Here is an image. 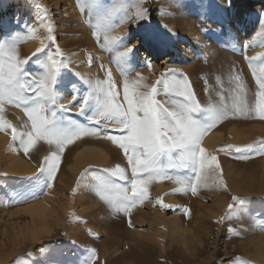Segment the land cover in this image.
<instances>
[{
    "label": "rangeland",
    "instance_id": "rangeland-1",
    "mask_svg": "<svg viewBox=\"0 0 264 264\" xmlns=\"http://www.w3.org/2000/svg\"><path fill=\"white\" fill-rule=\"evenodd\" d=\"M255 1L252 0L254 6ZM81 2L85 5L83 10L78 0H0V19L11 21L7 30L0 29V46L15 43L22 60L32 57L37 48H44L39 54L41 60L59 49L54 58H63L68 65L59 72L55 85V91L63 97L60 103L68 104L72 100L74 91L68 87L69 83L84 94L88 91L85 81L93 84L97 80L107 81L106 70L111 72L118 100L125 106L122 70L130 82L139 81L141 85L157 88H162L157 83L161 74L175 70V77L168 78L186 79L202 107L219 105L221 93L230 106L235 94L233 77L238 73L246 85L247 98L255 101L258 88L253 69L264 62V26L247 27L242 22L239 29L229 26L228 15L221 16L218 0ZM43 9L47 10L46 17ZM141 10H147V18H139ZM48 24L52 25L54 43L48 39ZM164 32L177 39V49L157 55L153 46H158ZM106 36L120 38L123 43L106 45ZM134 45L129 56L121 60L120 53ZM186 46L192 47L195 56L189 66H193V72L194 66L197 70L190 77L180 67L183 65H178L176 56ZM39 57H32L25 65L37 77L44 72ZM251 57L260 58L252 67L248 60ZM149 61L152 70L157 67L156 81L148 72ZM83 63L93 69L91 77ZM191 76L194 83L199 76L196 85L191 84ZM64 87L68 90L64 91ZM156 99L163 102L168 98L161 92ZM2 107L0 116L14 128L23 131L27 125L30 129L31 122L23 106L5 101ZM77 111L76 107L68 113L57 111L61 126L73 123L95 126L88 122L94 108L80 115ZM195 118L203 122L206 116L196 113ZM236 127L254 129L256 138L264 137V120L255 114L233 116L229 112L203 136L200 145L203 147L209 133L216 132L218 140L214 148H203L206 156L217 157L218 179H209L206 186L199 185L195 195L190 190L185 192L193 173L189 169L169 167L177 159L176 153L171 161L161 156L158 166L166 175L155 176L146 185L147 196L130 206L127 213L109 203L121 199L116 189L109 188L105 193L107 199L97 189L102 183L115 184L127 187L131 195L128 182L102 171L120 165L131 178L127 156L118 144L106 138L103 129L99 136H80L65 145L56 176L51 186L45 188L47 177L38 172L54 147L38 140L26 154L19 140H13L12 129L0 128V264H88L89 261L92 264H255V258L256 264H264V154H237L234 144L227 141L230 130ZM118 128L117 124H107L112 135L121 134L114 131ZM229 145L233 147L229 149ZM86 146L104 152L108 158L98 161L92 158L76 165L77 152ZM244 175L247 176L245 187L240 180ZM159 178L166 184L160 192ZM233 197L239 200L234 201ZM34 206H40L50 215V230L47 229L48 234L43 232L40 240L32 235L36 222L33 223L35 218L32 219L29 210Z\"/></svg>",
    "mask_w": 264,
    "mask_h": 264
},
{
    "label": "snow or ice",
    "instance_id": "snow-or-ice-1",
    "mask_svg": "<svg viewBox=\"0 0 264 264\" xmlns=\"http://www.w3.org/2000/svg\"><path fill=\"white\" fill-rule=\"evenodd\" d=\"M78 3L83 10L84 3L81 0H78ZM42 11L46 17L47 10ZM138 15L141 19L147 18V10H141ZM96 27L99 28L100 25ZM47 31L48 39L54 43L55 37L52 35L51 24H48ZM116 43H123V41L117 37H105L106 45ZM134 47L135 45L128 47L120 53L121 60L127 58ZM42 52L44 48H37L32 57H39ZM58 54L59 49L57 48L55 54H47L44 60L39 57L44 72L37 77L25 69V65L32 57L20 59L15 43L0 46V113L3 112L2 105L7 101L23 106L31 122L30 129L25 125V130L18 131L0 116V128L12 129L13 140H19L26 154L38 140H44L54 147L51 155L44 158V163L41 164L38 172L47 177L45 188L51 186L56 176L60 153H63L65 145L72 143L80 136H99L103 129L106 138L118 144V147L124 151L131 167V178L120 165L102 170L130 184L131 195L128 194L127 187L120 185L102 183L97 186L102 198L106 199L105 193L109 191V188L117 190L121 199L115 202L109 200L116 210L127 213L130 206H134L139 200L145 198L147 196L146 185L155 176L166 175L164 169L158 166L160 157L167 156L171 161L173 153L177 154V159L170 163L169 167L189 169L193 173L184 191L190 190L195 195L199 185L206 186L209 179L213 181L218 179L216 173L220 167L217 157L215 155L206 156L205 149L200 146L203 136L229 112L233 116L255 114L264 120V62L259 65L258 69H253V77L258 88L254 102L247 98L246 85L238 73L233 77L235 94L230 106L224 102V96L221 93L219 105L202 107L195 98L194 92L189 90L190 85L186 79L168 78L169 76L175 77V70H169L168 74H161L162 78L157 83L162 85V88H157L155 85H141L139 81L130 82L122 70L125 106L118 100V92L112 81L111 72L106 70L107 81L97 80L95 84L85 81L88 84V91L84 94L76 90L75 84L69 83L68 87L73 89L74 94L68 104H62L60 100L63 97L55 91V85L59 72L68 65L63 58L59 60L54 58ZM258 59L260 58H248L249 66L252 67L253 62ZM147 63L151 67L150 61ZM141 87L149 90L140 91ZM205 90H208L207 87ZM28 92L32 95H26ZM161 92L168 98L163 102L156 99ZM75 101L78 103H74ZM73 107L78 109L76 113L78 115L94 108L88 122L89 125L95 126L74 123L61 126L57 111L68 113ZM196 113L205 114L206 119L201 122L195 118ZM109 122L119 125V128L114 131H118L120 135H112L107 131ZM228 147L231 149L233 146ZM234 151L237 154L251 152L264 154V142L235 147ZM180 182L178 179L177 183ZM220 184L224 186L222 179ZM233 200L236 201L239 198L233 197ZM232 207V205L229 206L230 209ZM91 251L94 257L95 250ZM88 264L92 262L89 261Z\"/></svg>",
    "mask_w": 264,
    "mask_h": 264
},
{
    "label": "bare ground",
    "instance_id": "bare-ground-1",
    "mask_svg": "<svg viewBox=\"0 0 264 264\" xmlns=\"http://www.w3.org/2000/svg\"><path fill=\"white\" fill-rule=\"evenodd\" d=\"M218 1H219L220 5L222 6L221 7L222 8V11H221L222 14L220 13L221 16H225L224 14L228 15V19L229 20H228L227 23L229 24V26H234L233 28L239 29L241 22L243 23V25H246L247 27H253V26H255V27L256 26L263 27L264 26V0H256V1H258V3L255 6L253 5L252 0H230V3H229V0H218ZM259 8H263L262 13H261L260 10H258ZM176 16H178V15H176ZM177 18H179V16ZM10 22H11L10 20L0 19V29L2 31L7 30L9 28L10 24H11ZM229 28H231V27H229ZM177 43H178V41H177L176 38H172L170 36V33L166 34L164 32L163 34L160 35V41H159L158 46H153L152 42L150 43V45H152L153 48H155V50L157 51V55H160V54H168V53H171L172 51H175V49H177L176 48ZM193 54H194V52H193L192 47H187V46L185 47V49L182 52L176 53V56H177V59H178L177 60L178 65L179 66H180V64L183 65V66H180V67H184V70H185V72H187L189 77H190L191 74H193L195 71H197L196 70V66H194L195 67V71L194 72L192 70L193 66L190 67L191 66L190 63H192L194 61V59H195V56ZM86 64L83 63V65L85 67H87V73L86 74L91 77V75L93 74V69L91 67H89V66H86ZM189 64H190V66H189ZM156 71H157V67L156 66L153 68V70H152V67H150L148 69L149 74H153L154 75V73ZM199 73L200 72H198V74ZM202 75L204 76V74H202ZM192 76H194V75H192ZM192 76H191V79H192ZM148 77H149V75H148ZM196 77L199 78V76H196ZM156 78H158V77L154 75L153 80H155ZM198 78H197V80H198ZM193 80H195V79H192L190 82H193ZM197 80H196V82H198ZM195 83L193 82L191 84L196 85ZM63 90L67 91L68 87H64ZM194 91H195V89H194ZM237 125H238V123H237ZM256 134H257V132H255L254 129H252L250 131H247V130H238V128L237 129L232 128L230 130V132H229L227 141L229 143L230 142L233 143L235 147H237L236 145H238V147L239 146L243 147V146L248 145V144H253V143H257L258 144V143L264 142V137L263 138L261 137L262 139L260 140V136H263V135H260V136H258L256 138L255 137ZM217 140H218V135H216V132H211L205 137V139L203 141V147L207 148V149H213L215 144L217 143ZM105 156H106V159H107L108 155L105 154L104 152L98 151V150H94V149H90L89 146H86L85 148H82L81 150H79L77 152V154L75 156V163H76V165H81V164H83V163H85L86 161H89V160L91 161V160L94 159V161H98L100 159H104ZM263 166H264V163H263ZM240 178H241L240 179L241 180V184L245 187L246 186V182H247V180H246L247 176H245V175L242 176V177L240 176ZM163 179H164V176H163ZM157 182H158V191L160 192V191H162L165 188L166 184H164V182L160 178L158 179ZM29 213H30L32 219L35 218V221L33 220V223L36 222V223H34L33 228H32L33 229L32 230V235H33V237L35 239L40 240V236L42 235V233L43 232L45 233L47 231V229L49 228V225H50L49 216L50 215L47 216V214L44 211V209L41 208L40 206L31 207V209L29 210ZM48 230H50V229H48ZM105 231H107V230H104V232ZM111 231H113V230H111ZM45 234H48V233L46 232ZM30 235H31V233H30ZM43 236H44V234H43ZM115 238H116V236H115ZM115 240H114V242H115ZM112 241L110 240L109 242H112ZM106 250H108V249H106ZM102 253H104V252H102ZM254 260L257 263V258H255ZM254 260H253V262H254ZM146 264H148V263H146Z\"/></svg>",
    "mask_w": 264,
    "mask_h": 264
}]
</instances>
